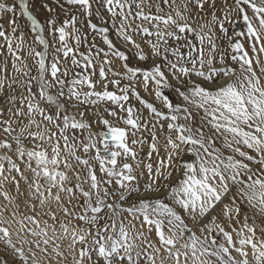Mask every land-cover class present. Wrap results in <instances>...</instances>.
Returning a JSON list of instances; mask_svg holds the SVG:
<instances>
[{
    "label": "snow or ice",
    "instance_id": "6c2138e0",
    "mask_svg": "<svg viewBox=\"0 0 264 264\" xmlns=\"http://www.w3.org/2000/svg\"><path fill=\"white\" fill-rule=\"evenodd\" d=\"M216 3L52 0L49 43L19 0L38 51L0 0V264H264V0Z\"/></svg>",
    "mask_w": 264,
    "mask_h": 264
},
{
    "label": "rangeland",
    "instance_id": "374dc122",
    "mask_svg": "<svg viewBox=\"0 0 264 264\" xmlns=\"http://www.w3.org/2000/svg\"><path fill=\"white\" fill-rule=\"evenodd\" d=\"M49 3L51 5V2L52 0H29V3H30V8H29V11L30 13L38 20L39 23H41L42 25H44V36L46 37V39L49 41V43H53L52 41V38L49 36L48 34V29H47V26H46V21L47 19L49 18L50 16V13H48L44 7H42V4L43 3ZM7 3L13 7H15L17 9V14H16V19L18 21V23L21 25V29L20 31H22L24 33V37H25V41L27 44L29 45H32L33 47H36V49L39 51V50H42V48L39 46V45H36L35 42H34V36L35 34L31 32L30 30V26L27 24L26 22V19L20 14L19 12V0H7ZM227 3L228 4H232V0H227ZM225 6V0H217V3H216V9H215V13L218 17H221V19L223 18V7ZM51 15H57V18H58V21L60 20H63L64 19V14L60 11L59 8L56 9V13L54 14H51ZM105 15H107L105 13ZM209 18H210V15H209ZM233 20L236 19V16L235 14L233 15ZM10 19V14L9 15H5V14H0V24L3 25V28L5 30H7L8 32L11 31L10 27H9V24H8V21ZM92 23H95V24H100L101 21L98 20L95 15L92 17ZM82 26V31L83 32H86V33H89L87 39L89 42H92L93 39L95 40V43L99 45V47L101 48H104L106 50V46L103 44L101 38L99 36H93L91 33H90V30L86 27V20L84 19H81L79 24H78V27ZM225 27L228 29V36H232L233 35V26L231 24H228L226 23L225 24ZM244 28V25L241 22L237 23L235 25V29L236 30H242ZM216 34L217 36L220 37L219 41H218V45H219V49L221 52L224 51L225 48H227L228 46V39L227 37L223 36L219 30L217 29L216 31ZM17 35H19V33H17ZM110 38L113 40L114 44L116 45L117 48H120L121 50H124L123 47H122V44L121 42L118 40V38L116 37V35L114 34V32L110 33ZM235 39V38H234ZM3 40L2 38H0V43H2ZM245 47H247V44L245 43ZM0 51H3L2 49H0ZM80 51L81 52H86L87 51V47H84L82 46L80 48ZM230 51V49H229ZM20 55L22 56H26V53L24 51H21ZM47 59H51V56H49ZM26 62L29 64V66L33 69V74H35V67H34V64H33V61L31 59H27ZM4 63V58L3 57H0V64H3ZM121 62L118 61V60H115L113 58V67L114 68H118L119 64ZM143 67H147V65H141ZM217 67H219V65H217ZM122 70V69H121ZM7 71H8V74H9V79L12 78V76H18L19 74L15 73L14 70L12 69L11 67V58L9 57L8 58V68H7ZM0 75H2V73H0ZM95 78H98V72H97V77ZM109 78H111V76H109ZM171 79V77H169ZM97 91L100 90L99 87H97L96 89ZM109 90H113L112 89V86L110 85L109 86ZM167 91V90H166ZM17 94H19V89H17ZM169 96L171 97V93L169 92L168 93ZM8 95V91L5 90L4 93H3V97H6ZM140 95L142 97H144L145 99H149L151 100L152 98L149 97L147 95V93L141 91L140 92ZM3 97H0V108H6V104L4 103V99ZM174 99V98H173ZM174 102H175V99H174ZM132 104H134L136 107H140V105L138 104L137 101H135L134 99L131 101ZM156 103V106L159 107V102H155ZM145 116H147V112L145 111ZM7 112L5 111V114H4V117L5 119H7ZM109 119H111V117H109ZM163 143V139H161V144ZM145 153L147 152V147H145L144 149ZM160 154L163 155V147H161V150H160ZM156 161V157L155 155L153 156V163H155ZM146 179V177H145ZM23 210V209H22ZM153 239H155V236L153 235ZM71 259V258H69Z\"/></svg>",
    "mask_w": 264,
    "mask_h": 264
}]
</instances>
